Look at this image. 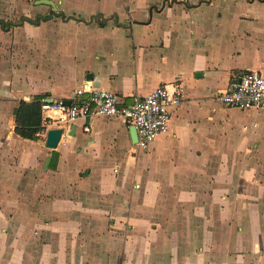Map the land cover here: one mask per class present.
Wrapping results in <instances>:
<instances>
[{"label":"crops","instance_id":"crops-1","mask_svg":"<svg viewBox=\"0 0 264 264\" xmlns=\"http://www.w3.org/2000/svg\"><path fill=\"white\" fill-rule=\"evenodd\" d=\"M41 1L0 0V264H264V109L219 100L264 75V0ZM177 81L146 150L120 118L16 131L22 103Z\"/></svg>","mask_w":264,"mask_h":264},{"label":"built area","instance_id":"built-area-1","mask_svg":"<svg viewBox=\"0 0 264 264\" xmlns=\"http://www.w3.org/2000/svg\"><path fill=\"white\" fill-rule=\"evenodd\" d=\"M185 92L183 82L177 81L160 86L145 97H136L133 104L126 105L112 91L84 87L75 91L74 99L43 101V128L47 130L53 123L88 120L94 116L120 118L130 126H135L138 135L136 146L140 150H146L157 138L169 134L172 112L183 102ZM86 95L88 96L84 97ZM219 100L228 109L263 110L264 75L246 71L232 76L228 88L219 96ZM85 130L90 132V127Z\"/></svg>","mask_w":264,"mask_h":264},{"label":"trees","instance_id":"trees-1","mask_svg":"<svg viewBox=\"0 0 264 264\" xmlns=\"http://www.w3.org/2000/svg\"><path fill=\"white\" fill-rule=\"evenodd\" d=\"M17 133L26 139H36L42 129L41 103H22L16 111Z\"/></svg>","mask_w":264,"mask_h":264},{"label":"water","instance_id":"water-1","mask_svg":"<svg viewBox=\"0 0 264 264\" xmlns=\"http://www.w3.org/2000/svg\"><path fill=\"white\" fill-rule=\"evenodd\" d=\"M41 4H46L52 7L54 12H57V7L55 6V4L51 1L48 0H42ZM95 22H99L102 21L103 23H106L107 20L104 19L102 16H99L98 18L93 19ZM67 104H70V102H67ZM63 130L62 129H53L50 130L47 134V147L48 148H56L58 146V143L61 139ZM130 134H131V139L133 144H137L138 142V135H137V130L135 128V126H131L130 127Z\"/></svg>","mask_w":264,"mask_h":264}]
</instances>
